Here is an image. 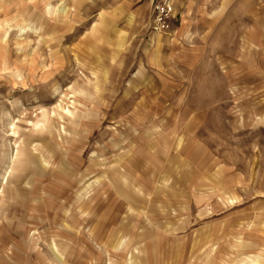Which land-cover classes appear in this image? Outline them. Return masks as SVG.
Instances as JSON below:
<instances>
[{
  "label": "rangeland",
  "instance_id": "rangeland-1",
  "mask_svg": "<svg viewBox=\"0 0 264 264\" xmlns=\"http://www.w3.org/2000/svg\"><path fill=\"white\" fill-rule=\"evenodd\" d=\"M151 1L0 2V264H264V0Z\"/></svg>",
  "mask_w": 264,
  "mask_h": 264
},
{
  "label": "crops",
  "instance_id": "crops-1",
  "mask_svg": "<svg viewBox=\"0 0 264 264\" xmlns=\"http://www.w3.org/2000/svg\"><path fill=\"white\" fill-rule=\"evenodd\" d=\"M5 0H0V2ZM93 6L98 7L100 10H105L104 13H110L113 11H116L118 9V6L120 10L122 11H131L132 8L134 9V12H132L133 15H138L139 12L142 10H148L149 14L151 13V6L152 1L151 0H144L143 2H140L141 0H126L122 1L121 3L118 2V0L112 1V0H92ZM108 1V2H107ZM227 1H224V3ZM228 3V2H227ZM76 14H77V27H79V14H81L84 11L85 7V0H76ZM51 11V8H50ZM101 12V11H100ZM111 20V17L109 18ZM83 20V19H82Z\"/></svg>",
  "mask_w": 264,
  "mask_h": 264
},
{
  "label": "built area",
  "instance_id": "built-area-1",
  "mask_svg": "<svg viewBox=\"0 0 264 264\" xmlns=\"http://www.w3.org/2000/svg\"><path fill=\"white\" fill-rule=\"evenodd\" d=\"M155 31L167 30L168 29V18L170 16V9L166 6H155Z\"/></svg>",
  "mask_w": 264,
  "mask_h": 264
}]
</instances>
